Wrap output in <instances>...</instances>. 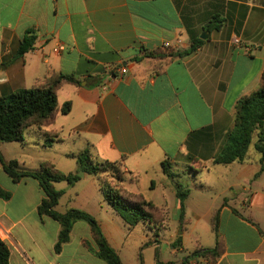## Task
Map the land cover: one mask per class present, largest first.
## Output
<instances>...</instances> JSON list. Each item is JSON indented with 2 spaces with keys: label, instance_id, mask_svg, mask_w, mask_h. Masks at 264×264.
Masks as SVG:
<instances>
[{
  "label": "crops",
  "instance_id": "1",
  "mask_svg": "<svg viewBox=\"0 0 264 264\" xmlns=\"http://www.w3.org/2000/svg\"><path fill=\"white\" fill-rule=\"evenodd\" d=\"M213 17L220 28L207 32ZM27 30L36 37L33 50L15 59ZM203 33L207 39L188 56H148L166 43L177 52L188 50ZM234 38L240 45L232 44ZM57 47L62 51L54 53ZM263 71L264 0H0V96L29 89L52 72L81 78L80 86L65 84L58 90L57 107L70 102L71 110L58 113L44 130L62 142L72 141L96 163H119L134 178L125 185L127 192L152 203L164 219L169 202L180 218L176 188L183 187L187 168L196 165L198 172H208L218 166L213 160L232 128L235 105L259 89ZM222 166L233 181L206 211L210 223L218 212L224 240L216 264H264V188L256 184L264 172L257 175L260 168L253 164ZM91 177L92 197L85 203L73 202V196H83L76 185L57 189L60 182L54 184L64 191L61 199L67 196L55 210L81 209L94 216L120 257L115 227L121 217ZM15 185L23 191L18 202H11L12 196L0 199V239L8 247L9 264H105L85 247L84 242L93 241L81 221L55 253L60 225L39 217L44 195L38 182ZM158 191L164 207L154 200ZM194 197L189 190L182 221L186 215L199 217ZM141 224L146 223L136 227ZM230 224L243 227L231 243ZM205 248L212 247L197 249Z\"/></svg>",
  "mask_w": 264,
  "mask_h": 264
},
{
  "label": "trees",
  "instance_id": "2",
  "mask_svg": "<svg viewBox=\"0 0 264 264\" xmlns=\"http://www.w3.org/2000/svg\"><path fill=\"white\" fill-rule=\"evenodd\" d=\"M220 21L213 17L204 28L207 32L218 30ZM35 34L27 30L20 40L15 59L22 58L33 50ZM203 41L196 39L191 43L188 50L177 52L173 47H163L149 57L170 60L175 57L188 56L194 53ZM81 78L74 75H65L60 72H52L43 79L38 80L31 88L14 91L8 95L0 96V142L11 143L24 141L23 131L29 128H36L43 140L44 146H52L59 140L54 133L45 131L54 122L58 113L67 115L71 110V103L65 102L57 107V92L65 84L80 86ZM253 164L259 166L260 175L264 172V71L262 74L259 89L241 97L234 109L233 125L228 132L225 143L216 154L213 163L218 165H229L232 163ZM79 169L84 174H89L99 182L104 198L110 207L121 217L128 229L136 227L140 222L155 223L164 220L162 213L150 202L140 196L132 195L125 188L113 189L104 185L99 178L104 173L110 172L117 178L119 163L102 162L96 163L89 155L83 152L77 158ZM0 164L4 173L13 184L20 183L26 179H33L38 182L44 197L42 198L37 213L40 218L46 216L60 225V232L54 245V252L59 253L64 244L70 239L71 229L74 223L84 222L91 231L93 244L84 242L85 247L92 252L96 258L105 264H122L117 252L110 246L103 235L98 221L91 214L80 209H69L64 213L55 210L64 191L57 190L54 183L67 182L74 185L80 178L73 173H62L55 167L45 162L37 171H21L16 160L6 162L0 153ZM166 173V163L161 164ZM189 190L181 186L176 188L180 221L183 219L185 199ZM12 194L0 186V199L9 200ZM157 217L155 220L154 217ZM162 218V219H161ZM159 223V222H158ZM219 216L215 212L211 219V229L215 236V244L210 249L195 250L183 264L189 260L198 261L199 264H216L217 259L224 251V240L218 233ZM9 250L6 244L0 239V264H9Z\"/></svg>",
  "mask_w": 264,
  "mask_h": 264
},
{
  "label": "rangeland",
  "instance_id": "3",
  "mask_svg": "<svg viewBox=\"0 0 264 264\" xmlns=\"http://www.w3.org/2000/svg\"><path fill=\"white\" fill-rule=\"evenodd\" d=\"M61 104L60 100L58 105L61 106ZM23 138L24 141L22 143L0 142V153L6 162L16 160L18 168L21 171H37L42 164L49 162L59 172L76 174L80 179L74 185H76L78 191L80 189L83 190V196H73V202L85 203L86 200L90 201L93 190L88 189L90 187L88 180H91L92 177L89 174H86L88 176L84 177L85 174L79 169L77 158L83 152L80 153L75 149L72 141L66 140L62 142L61 140H56L52 146L46 147L43 145L42 139L39 138V134L35 128L25 129L23 131ZM68 151H72V153L77 155L72 156ZM193 166L192 169L187 168L185 170L180 183L183 189L188 188L195 194L193 202L195 207L200 210L199 217L186 215L185 220L180 221V218L178 219V216L173 214L174 205L169 202L167 217L162 221L159 219V223L156 222L157 224L153 222L146 223L145 225L141 224L134 231L133 229L129 230L120 219L115 229H117L118 234L116 236L122 242V246L119 248L122 264H183L198 248V245L213 247L215 236L211 231V223L206 211L215 201L219 202V196L225 193V184L233 181V175L229 172L226 173L225 167L222 165L209 167L210 171L208 172L206 171L207 168L203 172L202 170L198 172V166ZM116 168L119 169V173L116 175L117 178H114L115 175L108 172L102 174L99 180L104 185H109L113 189L125 188L127 183L133 182V176L128 174L120 164ZM258 183L264 188V174L256 182V184ZM0 186L3 189H9L8 191L12 194L11 202L13 203L18 202L23 197V191L17 189L16 185L12 183L4 173L1 164ZM56 186H58L56 187L57 189L62 187L70 189L72 185H69L67 182H60ZM139 186L141 188L142 185ZM248 186L252 190L256 188V185L249 184ZM142 192L146 195L150 193L144 187H142ZM162 194L163 192L158 191L154 195V200L157 205L164 207L165 202L162 200ZM66 199L67 196L63 197L61 199L62 203ZM234 207L239 209L238 205ZM154 218L155 220L157 219L156 216ZM225 227L227 226L224 225ZM242 229V226L235 224H230L227 227L229 231V243L239 238Z\"/></svg>",
  "mask_w": 264,
  "mask_h": 264
},
{
  "label": "built area",
  "instance_id": "4",
  "mask_svg": "<svg viewBox=\"0 0 264 264\" xmlns=\"http://www.w3.org/2000/svg\"><path fill=\"white\" fill-rule=\"evenodd\" d=\"M232 44H234V45H240V41H239V39H238V38H234V39L232 40ZM163 47H169V45L166 43V44L163 45ZM61 51H62V47H57V48H55V49L53 50L54 53H59V52H61ZM120 72H121L122 74H125V73L127 72V70H126V69H121Z\"/></svg>",
  "mask_w": 264,
  "mask_h": 264
},
{
  "label": "water",
  "instance_id": "5",
  "mask_svg": "<svg viewBox=\"0 0 264 264\" xmlns=\"http://www.w3.org/2000/svg\"><path fill=\"white\" fill-rule=\"evenodd\" d=\"M200 39H201V40H205V39H207V34H206V33H203V34L200 36ZM81 175H83V173H81Z\"/></svg>",
  "mask_w": 264,
  "mask_h": 264
}]
</instances>
